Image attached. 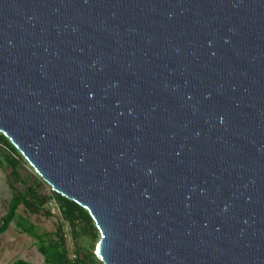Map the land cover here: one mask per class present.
Returning a JSON list of instances; mask_svg holds the SVG:
<instances>
[{
  "label": "water",
  "instance_id": "obj_1",
  "mask_svg": "<svg viewBox=\"0 0 264 264\" xmlns=\"http://www.w3.org/2000/svg\"><path fill=\"white\" fill-rule=\"evenodd\" d=\"M0 133L102 264H264V0H0Z\"/></svg>",
  "mask_w": 264,
  "mask_h": 264
},
{
  "label": "trees",
  "instance_id": "obj_2",
  "mask_svg": "<svg viewBox=\"0 0 264 264\" xmlns=\"http://www.w3.org/2000/svg\"><path fill=\"white\" fill-rule=\"evenodd\" d=\"M0 143L5 144L6 147L19 158L11 156L10 154L7 156L11 167L9 178L13 185L12 188L14 194L9 202L7 213L0 220V235H3L9 230L12 223L19 218L18 210L21 206H24L30 212H39L49 200V197L42 191L43 181H33L30 177H23L20 170V159H25L12 143L1 133ZM15 182L22 183L24 189L21 190L15 186ZM54 194L57 196L62 215L72 228L73 238L76 243V252L78 255L77 259L72 260L68 256L62 227L58 230V238L49 241L46 240L45 235L36 232L35 227L31 224L25 225L19 223V227L24 233L37 240L39 252L45 258V264H102L95 255V249L100 239V234L89 212L74 201L63 197L56 192H54ZM83 235L88 238L89 245L82 242L81 237H83ZM12 264L33 263L19 259Z\"/></svg>",
  "mask_w": 264,
  "mask_h": 264
},
{
  "label": "rangeland",
  "instance_id": "obj_3",
  "mask_svg": "<svg viewBox=\"0 0 264 264\" xmlns=\"http://www.w3.org/2000/svg\"><path fill=\"white\" fill-rule=\"evenodd\" d=\"M8 154L15 156L5 144L0 143V220L7 213L9 202L14 194L13 185L9 178L11 167L7 159ZM15 157L18 158V156ZM20 166L23 177H30L33 181H43L42 191L49 197V200L39 212H30L24 206L20 207L18 210L19 218L12 223L5 234L0 235V264H12L19 259L33 264H45V258L39 252L37 240L24 233L19 227V223L33 225L36 232L45 235L47 241L56 240L58 230L62 227L68 256L73 258L77 252L72 228L62 215L60 204L53 189L26 160L20 159ZM15 186L21 190L24 189L22 183L15 182ZM81 240L89 245L88 238L85 235L81 237Z\"/></svg>",
  "mask_w": 264,
  "mask_h": 264
},
{
  "label": "built area",
  "instance_id": "obj_4",
  "mask_svg": "<svg viewBox=\"0 0 264 264\" xmlns=\"http://www.w3.org/2000/svg\"><path fill=\"white\" fill-rule=\"evenodd\" d=\"M77 258H78V255L76 254V255H74L73 258H70V259L75 260V259H77ZM74 264H75V263H74Z\"/></svg>",
  "mask_w": 264,
  "mask_h": 264
}]
</instances>
